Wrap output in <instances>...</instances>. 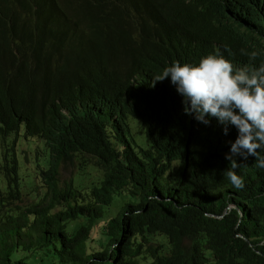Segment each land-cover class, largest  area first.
Wrapping results in <instances>:
<instances>
[{
  "label": "trees",
  "instance_id": "trees-1",
  "mask_svg": "<svg viewBox=\"0 0 264 264\" xmlns=\"http://www.w3.org/2000/svg\"><path fill=\"white\" fill-rule=\"evenodd\" d=\"M85 1L77 10L34 0L38 17L28 10L26 23L13 6L0 11V264H264V169L255 156L234 157L244 180L234 187L223 173L238 130L225 135L215 118L186 114L170 77L153 86L174 62L206 54L258 68L264 0ZM132 119L150 148L114 144L110 123L126 134ZM22 127L48 151L47 196L27 208L12 201ZM89 157L85 170L106 172L85 199L62 186L60 163ZM111 203L121 204L117 215ZM102 224L99 246L92 234Z\"/></svg>",
  "mask_w": 264,
  "mask_h": 264
},
{
  "label": "clouds",
  "instance_id": "clouds-1",
  "mask_svg": "<svg viewBox=\"0 0 264 264\" xmlns=\"http://www.w3.org/2000/svg\"><path fill=\"white\" fill-rule=\"evenodd\" d=\"M56 1L60 4L70 5L77 10L84 9L85 7H83V5L86 6L85 0ZM9 6H13L12 14L19 18L21 23L27 22L28 10L30 13H35V16L38 17L37 6L34 0H0V11H4V9ZM251 36H254V38L259 37L255 34ZM255 45L256 42L254 41L253 46ZM21 47H25L21 41H17L13 44V49L16 54ZM241 54L248 56L250 61H255L258 56L256 51L249 53L244 49H241ZM234 64V60L227 56L224 57L223 54H206L205 57H202L199 63L195 65H181L179 61H176L171 66L166 67L162 74H158L154 77L153 86L156 81H163L170 77L172 85L176 87L177 92L183 97L184 112L186 114L194 116L197 121L205 125H209L211 120L215 118L220 125H223L225 135L228 134L230 126H234L238 130L236 140L234 142L230 141V150H226L225 158L231 161V164L223 175L234 187L242 189L244 187V180L234 170L238 167L237 160L234 159V157L239 156L246 160L249 156H255V166L264 169V156L259 154L260 150L264 149V62L260 63L258 68L251 70L248 67L234 70ZM131 121L130 130L127 131L126 134L123 128L115 126L114 121L110 123L108 132H110L114 144L118 148H121L125 142H131L138 151L141 149H148L142 147L137 141L138 135H142L145 138L144 125L139 122H134L135 125L139 124L143 128L142 131L134 132ZM134 133H136V137H134ZM118 134H121L123 138H119ZM146 134L151 141L152 137H149L147 130ZM22 136H24L23 138L26 140L37 139L43 143L46 150L45 156L42 158L43 160L47 161L48 153L45 141L38 137L25 136L24 127H22L16 147L17 158L20 165L19 191H21V195L19 198L12 200L15 204L22 200L21 180L23 178L20 176L21 164L18 157V146ZM11 139H14V137H11ZM152 145L151 141V146ZM140 156L142 157V155ZM90 159L89 157L88 159H79L74 162L83 164L82 168L85 170L84 167ZM62 163H60V167ZM45 166H47V164H45ZM89 167L100 170L94 165H90ZM100 171L103 172V178L99 183L95 184L93 188L96 185H102L100 183L105 177L106 170L101 168ZM39 172H41L40 177L42 178L43 172L41 170V164ZM124 195L131 197L127 191L124 192ZM46 196L47 193L45 197L40 199L37 203L43 202ZM30 206H26L25 208ZM234 207H236V205L232 204L228 209ZM105 209L107 211L111 210L112 215H117L121 210V204L116 205L115 203H111L110 205H105ZM225 213L227 214L228 211ZM210 215L216 216L214 214ZM218 217L224 216L220 215ZM102 226L103 224L100 227Z\"/></svg>",
  "mask_w": 264,
  "mask_h": 264
},
{
  "label": "rangeland",
  "instance_id": "rangeland-1",
  "mask_svg": "<svg viewBox=\"0 0 264 264\" xmlns=\"http://www.w3.org/2000/svg\"><path fill=\"white\" fill-rule=\"evenodd\" d=\"M132 125L134 127V132L142 131L141 125L134 122L141 121L132 119ZM143 125V124H142ZM145 138L142 135H138V143L144 147L149 148L151 146V141L147 137L146 129ZM21 137L18 146V157L21 164L20 176L23 178L21 180L22 188V200L18 201L14 206L26 207L37 203L40 199H43L48 192V188L44 186L42 178L40 177V164L45 165L46 161L42 158L45 156L46 150L43 143L37 139L26 140ZM136 137V133H134ZM47 149V148H46ZM83 164L76 162H64L60 167L61 181L64 188H69L72 185L82 189L84 194L82 197L85 199L89 197L93 186L103 178V172L94 168L89 167L87 170L82 168ZM114 208V207H113ZM96 242L100 243L106 239V232L102 227L97 228L92 234Z\"/></svg>",
  "mask_w": 264,
  "mask_h": 264
}]
</instances>
